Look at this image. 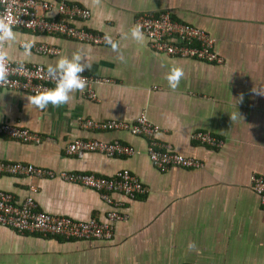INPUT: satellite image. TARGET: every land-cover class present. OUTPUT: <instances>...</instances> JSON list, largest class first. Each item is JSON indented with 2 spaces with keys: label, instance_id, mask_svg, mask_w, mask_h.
<instances>
[{
  "label": "crops",
  "instance_id": "0c3cea01",
  "mask_svg": "<svg viewBox=\"0 0 264 264\" xmlns=\"http://www.w3.org/2000/svg\"><path fill=\"white\" fill-rule=\"evenodd\" d=\"M44 1L89 10V19L75 24L112 36L120 51L13 29L17 38L6 45L9 59L47 68L81 50L91 64L85 73L113 83L95 84L96 100L87 98L84 90L74 93L69 104L45 110L28 102L30 94L0 89V123L25 127L42 138L33 145L0 136V160L102 177L127 170L146 192L130 201L112 196L122 203L119 211L127 219L115 225L108 242L0 227V264H264V204L249 186L251 174L264 177V95L253 91L264 89V0ZM161 11L206 31L221 63L166 56L152 51L145 36L142 42L131 37L138 15ZM33 36L39 37L34 47L45 45L57 54H40L32 47L26 56L23 43ZM173 66L185 72L175 91L166 79ZM141 114L160 128L157 141L201 160L204 168L159 171L148 160L143 136L83 130L79 125L82 119L132 122ZM198 131L221 140V147L191 140ZM78 138L117 141L134 154L88 152L74 158L65 148ZM0 191L12 194L16 203L31 196L39 210L78 221L103 220L111 209L95 191L58 179L1 176ZM190 241L196 250L189 251Z\"/></svg>",
  "mask_w": 264,
  "mask_h": 264
},
{
  "label": "built area",
  "instance_id": "2783aa9c",
  "mask_svg": "<svg viewBox=\"0 0 264 264\" xmlns=\"http://www.w3.org/2000/svg\"><path fill=\"white\" fill-rule=\"evenodd\" d=\"M11 13L19 17L24 24L13 29L25 30L39 34L55 35L92 46H108L105 35L95 33L77 26L90 17L89 10L74 4L59 1L50 3L44 0H0V14ZM31 22V26L26 23ZM140 24L149 48L173 58L194 60L208 64H220L221 58L213 50V40L206 31L187 23L172 19L168 11L140 14L133 25ZM113 38V37H112ZM34 51L45 55H55L57 50L45 45L35 46ZM21 62L9 59L10 75L8 84L0 89L22 92L30 95L38 91L55 87V82L47 76V68L37 64H24L26 71L12 72ZM87 79L86 96L96 100L93 91L95 84H111L108 78H98L82 74ZM83 130L122 131L132 136H143L147 140L146 154L148 160L159 171L170 168L201 170L204 163L197 158L186 157L174 152L169 146L157 141L160 128L139 115L132 122L107 120L96 122L82 119L79 123ZM0 136L24 144L38 145L41 136L25 127L0 123ZM191 140L200 145L219 148L222 141L209 132L198 131L191 135ZM88 152H96L107 157L132 156L134 150L123 143L104 142L96 139H74L67 144L65 153L74 158H82ZM18 176L37 179H58L66 183L79 185L95 191L101 200L111 207L103 220H73L66 216L45 213L38 209L35 200L27 196L21 202H14L12 194L0 191V227L17 232L37 233L44 237H57L76 241H111L114 228L118 222L125 221L127 214L120 212L122 203L114 200L117 195L126 200H134L146 192L144 185L127 170H120L111 177H102L92 173L54 171L23 162L0 160V177ZM249 186L264 204V177L251 174Z\"/></svg>",
  "mask_w": 264,
  "mask_h": 264
},
{
  "label": "clouds",
  "instance_id": "9594fccd",
  "mask_svg": "<svg viewBox=\"0 0 264 264\" xmlns=\"http://www.w3.org/2000/svg\"><path fill=\"white\" fill-rule=\"evenodd\" d=\"M100 0H93V4H99ZM19 17H13L10 12L7 14H0V86L8 84V77L10 73L9 67V52L6 47L10 46L16 41L17 33L13 30L14 26L24 24ZM27 26H31V22L26 23ZM131 37L137 42L144 40V33L140 24H135L129 30ZM105 41L111 46L113 51L119 52L120 45L116 42L112 36L105 35ZM39 37H30L23 43L24 54L26 56L31 55V49L34 47ZM123 61V56H120ZM91 64L88 63L87 54L84 51L77 50L69 56H61L55 62L50 63L47 67V76L55 82V87L38 91L36 94L27 97L28 102L40 110H45L49 105L53 107H60L69 104L74 98V93L83 92L87 86V79L82 74L90 70ZM12 72L26 71L23 63H20L16 69ZM185 72L182 67L173 66L170 68L166 79L169 88L175 91L181 80L184 78ZM253 91L259 95H264V89L257 87L253 88ZM243 101V95L240 96L239 102ZM239 115V114H238ZM236 114L231 116L234 120ZM189 251L196 250V244L194 241H190L188 244Z\"/></svg>",
  "mask_w": 264,
  "mask_h": 264
}]
</instances>
